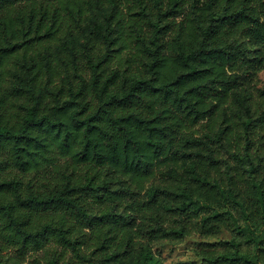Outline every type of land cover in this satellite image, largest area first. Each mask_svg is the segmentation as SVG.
<instances>
[{"label": "trees", "instance_id": "trees-1", "mask_svg": "<svg viewBox=\"0 0 264 264\" xmlns=\"http://www.w3.org/2000/svg\"><path fill=\"white\" fill-rule=\"evenodd\" d=\"M258 47L264 0H0V264H264Z\"/></svg>", "mask_w": 264, "mask_h": 264}, {"label": "rangeland", "instance_id": "rangeland-1", "mask_svg": "<svg viewBox=\"0 0 264 264\" xmlns=\"http://www.w3.org/2000/svg\"><path fill=\"white\" fill-rule=\"evenodd\" d=\"M100 15V11L96 12ZM97 37L89 30L79 33L70 38V44L81 45L84 42L93 41ZM258 51L254 54V59L249 66L250 77L253 78V85L259 88H264V52L261 47H258ZM189 160L186 159L182 165L181 176L186 178L188 174ZM230 237V233L223 229L221 231V238L227 239ZM202 240H205L198 234L188 237L181 244L166 243L160 246H153V253L160 258L164 264H173L181 261H194L197 259L195 252V246ZM14 255L19 256L20 264H46L44 259L43 250H31L25 255L18 254L14 247L9 249ZM119 264H132L130 257H125L119 260Z\"/></svg>", "mask_w": 264, "mask_h": 264}]
</instances>
